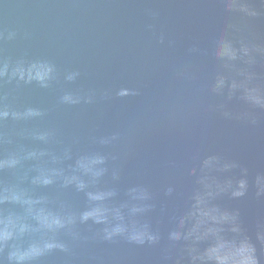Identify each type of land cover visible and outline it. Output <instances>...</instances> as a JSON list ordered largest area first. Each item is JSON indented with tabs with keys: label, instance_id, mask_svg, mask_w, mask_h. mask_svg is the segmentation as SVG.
<instances>
[{
	"label": "water",
	"instance_id": "1",
	"mask_svg": "<svg viewBox=\"0 0 264 264\" xmlns=\"http://www.w3.org/2000/svg\"><path fill=\"white\" fill-rule=\"evenodd\" d=\"M0 264H264V0H0Z\"/></svg>",
	"mask_w": 264,
	"mask_h": 264
}]
</instances>
